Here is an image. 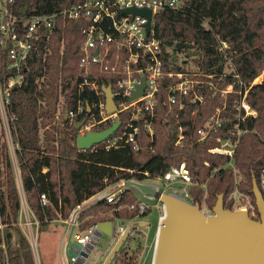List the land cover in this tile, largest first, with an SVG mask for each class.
Instances as JSON below:
<instances>
[{"label": "trees", "instance_id": "16d2710c", "mask_svg": "<svg viewBox=\"0 0 264 264\" xmlns=\"http://www.w3.org/2000/svg\"><path fill=\"white\" fill-rule=\"evenodd\" d=\"M177 1L180 3L177 9L159 10L155 14L152 38L161 48L164 71L187 74L197 82L194 90L203 101L193 102V95L189 93L183 97L181 109L169 107L166 104L168 86L179 80L164 78L156 97V115L146 116L152 134L138 120L134 123L139 128L135 142L121 148L106 150L105 143H100L87 151L78 150L75 144L78 132L69 120H64L66 111L97 100L93 91L79 88L84 80L95 82L99 90L107 86L115 89L114 82L125 77L120 67L103 71L99 65H93L88 72L84 71L79 49L83 31L90 26V21L83 17L73 21L58 16L50 37L34 42V50L23 69V80L10 88L5 105L10 136L16 146L19 181L4 133L0 134V264H35L30 244L18 225L20 191L41 231L51 223L67 221L75 209L108 187L121 181L157 180L171 167L184 162L197 184L188 188L193 204L212 210L222 195L224 209L233 210L229 196L234 177L232 170L225 168L228 158L211 154L209 150L219 145L218 140L230 138L228 131L234 127L233 116L241 88L248 90L246 102L257 115L239 124L245 133L239 138L233 164L241 176L238 190L250 198L257 215L253 219L259 220L252 188L255 181L264 199L261 183L264 176V0ZM82 2L13 0L10 9L25 17L52 15ZM221 43L227 45L223 50H219ZM186 63L191 67L187 68ZM234 64L237 66L232 69ZM12 76L7 51L0 46L1 89H6ZM259 76L262 80L252 84ZM228 88L230 91L222 94ZM217 109H220L222 128L201 140L198 130ZM83 115H87L85 108ZM129 118L130 110L119 114L121 127L115 135L123 132ZM80 119L77 116L75 120ZM110 126L111 123H106L94 131H104ZM179 128L184 135L182 145L176 144ZM139 202L126 188L115 203L102 200L82 211L78 229L83 232L100 222L115 219L123 224L143 220L151 208L139 214ZM132 240V236H127L112 264L137 263L142 254L140 245L126 259Z\"/></svg>", "mask_w": 264, "mask_h": 264}, {"label": "built area", "instance_id": "2783aa9c", "mask_svg": "<svg viewBox=\"0 0 264 264\" xmlns=\"http://www.w3.org/2000/svg\"><path fill=\"white\" fill-rule=\"evenodd\" d=\"M12 4L13 0H0V46L4 49L7 45L9 46L7 50L8 67L13 73V76L8 80L6 89H1L0 87L1 114H6L5 105L9 100L10 88L19 85L23 80V69L26 67L29 56L34 50V42L40 38L47 40L55 28L57 17L61 15L73 21L81 17L90 21V26L83 31L84 39L79 49L82 56L81 63L85 72H88L91 66L99 65L103 71H115L120 67L125 74L124 78L120 80L117 79L114 82L115 89L110 86L113 93V101L116 106V110L110 114L105 110V98L101 99V96L104 97L103 88L105 87L99 90L95 82H89L88 80H84L79 85V88L87 87L90 91H93L97 100L85 107L78 104L75 110L66 111V120H69L72 124L78 123L84 119L83 124L77 130L78 135L84 136L88 133L95 132L94 129L96 127L106 123H111L112 125L119 121V114L127 110H130V118L123 132L120 135H115L114 133L108 140L103 142L105 143V149L121 148L127 144L134 143L135 136L139 133V128L135 126L134 123L138 120L143 121V128L151 135L152 131L146 116L154 117L156 115V97L161 89L164 78H177L179 80L168 86L166 104L169 107L174 106L181 109L183 105L182 99L189 93L193 95V102L197 101L202 103V96L198 95L194 90V86L197 82L190 79L187 74H175L164 71L161 48L158 42L152 38L151 30L149 35H146V19L137 16L120 15V10L125 8L145 9L151 11L153 21L155 14L159 10L177 9L180 6L179 1L83 0L79 5H74L52 15H33L29 17L19 16L13 13L10 9ZM226 47L227 45L225 43H221L219 50H223ZM96 51L97 54H95ZM236 66L237 65L234 64L231 67L233 69ZM142 77L145 78L143 95L131 101L130 98L140 85ZM258 78H256L252 84H256L255 82ZM228 91H230V88L223 91L222 94ZM247 91V89L242 88L238 91L239 101L235 106L236 113L233 116L235 123L233 129L228 131L230 138L224 141L218 140L219 145L209 150V153L223 155L228 158L225 168L231 169L234 177V188L229 196V199L232 201L233 209L245 210L249 217L253 219L257 216L255 207L251 203L250 198L238 190L241 176L233 164L234 153L239 138L245 133L240 129L239 124L247 117H256L257 115L256 111L251 109L246 102ZM62 101L63 98L61 99V103ZM84 108L87 112L85 116L83 115ZM87 109H89V111H87ZM77 116L81 117V119L75 120ZM222 123L220 109H217L209 118L206 125L198 130L197 134L200 136L201 140H203L221 129L223 126ZM120 127L117 130H119ZM183 137L184 135L182 134L181 128H179L176 140L177 145L183 144ZM137 148L138 147H135V149ZM157 180L169 186H175L176 188L169 189V194L193 205L192 199L188 194V188L197 184L191 178L189 170L184 162L178 166L171 167ZM122 183L123 181L120 182V184ZM261 183L264 193L263 175L261 177ZM112 187L113 188L110 189L108 193H100L89 199V205L84 209L79 206L72 212L69 219L63 222L70 229L75 231V240L83 247L89 240L95 226L83 232L79 231L78 217L82 211L99 201L105 200L109 204L115 203L118 195L124 189L122 190L117 184ZM205 197L206 194L204 195V198ZM20 198L21 207L23 202L27 206L24 196L23 199L21 196ZM41 198L44 199V196ZM146 209H148V206L140 201L138 204L139 214H142ZM200 209L206 215L212 214V210L208 209L205 205L200 207ZM22 212L23 211L20 212V215ZM27 213L33 217L30 211H27ZM162 214L163 217V206ZM162 217H160L159 220ZM34 221L28 218L24 224L30 228L32 224L35 223L38 226V222L35 219ZM112 222L116 224V226L113 224L116 234L120 235L125 228L124 224L117 219ZM18 225L22 226L21 218ZM0 229H2L1 225ZM74 260V258H70L69 262H73Z\"/></svg>", "mask_w": 264, "mask_h": 264}, {"label": "water", "instance_id": "95a60500", "mask_svg": "<svg viewBox=\"0 0 264 264\" xmlns=\"http://www.w3.org/2000/svg\"><path fill=\"white\" fill-rule=\"evenodd\" d=\"M120 15L146 19L145 32L149 35L152 28L151 11L125 8L120 10ZM8 48L7 45L5 51ZM144 82L145 78L142 77L140 85L130 98L131 101L143 95ZM103 93L105 110L110 114L116 110L111 87L103 88ZM66 115L65 112L64 120L67 119ZM83 122L84 119L73 123V128L77 131ZM120 124V121H117L104 131H95L84 136L77 135L75 140L77 149L87 151L105 142L116 132ZM126 187H133L144 196L158 197L163 206L164 216L159 220L156 229L151 264H264V199L255 181L252 192L259 220L250 218L245 210L243 215H238L237 210L224 209L222 195L218 196L212 214L205 215L198 204L191 205L170 194L158 193L150 185L128 181ZM145 226L148 225L143 221L128 224L101 264H111L131 230ZM112 236V221L96 224L84 247L75 240L73 231L71 238L65 237L63 243L65 245L68 242L71 245L69 256L75 260L68 262L63 255V264H87L92 252L99 248L97 246L101 240Z\"/></svg>", "mask_w": 264, "mask_h": 264}, {"label": "rangeland", "instance_id": "374dc122", "mask_svg": "<svg viewBox=\"0 0 264 264\" xmlns=\"http://www.w3.org/2000/svg\"><path fill=\"white\" fill-rule=\"evenodd\" d=\"M182 60H179L178 63L183 67L184 64L181 63ZM190 63V61H189ZM186 67L188 68L190 65L186 63ZM191 67V66H190ZM229 72V70H227ZM262 80V76L258 78V80L255 83H259ZM62 99V98H61ZM1 105V103H0ZM1 132L4 133V140L7 143L9 155L11 162L14 166V170L16 173L17 180L19 181L18 177V171H17V163L15 158V149L16 146L12 142L10 131H9V121L5 113L1 114L0 112V134ZM1 138V137H0ZM146 185L152 186L154 189L157 190L158 193H167L169 194L170 188H176L175 186H169L165 183L160 182L159 180H153V181H144L141 182ZM119 187L121 189H126V182H123L122 184L118 183ZM135 196L138 198L139 201L144 202L148 207L151 208V213L149 216H147L143 221L148 224V227H142V228H134L131 230L130 236H132V242L127 247V258H129L132 251L135 249L137 245H140L142 247V254L137 260L136 264H151L153 249H154V242H155V233L158 226L159 218L162 217V204L158 201V197H148L144 196L141 192H139L137 189L133 187L128 188ZM20 196L23 199V193L20 191ZM21 211L22 214L20 215L22 226H19L27 238L30 248L33 254V258L36 260V264H56L57 261L61 260L62 255V242L59 244V236L61 231V225L56 223H51L46 229H43L41 231L38 230L36 223L32 224V227L25 226V222L28 220V218L31 221H34L33 217L27 213L28 209L25 203H22ZM89 205V201L83 203L80 207L84 209ZM233 210H239V209H233ZM206 215V214H205ZM211 215V214H209ZM35 222V221H34ZM114 226H116L115 223H113ZM130 223H125L124 227H126ZM138 232L141 233V235H138ZM119 235L115 232V227H113V236L112 238H106L101 240L98 249H102L96 252V249L94 252H92L90 258L87 261V264H92L93 259L95 258V263L97 264L99 261V258L101 257L103 248H110L112 247V243L116 238H118ZM69 244V243H68ZM66 244L64 254L67 259L70 258L69 251L70 246ZM105 253V252H104ZM35 263V262H34ZM121 264V263H119Z\"/></svg>", "mask_w": 264, "mask_h": 264}, {"label": "crops", "instance_id": "0c3cea01", "mask_svg": "<svg viewBox=\"0 0 264 264\" xmlns=\"http://www.w3.org/2000/svg\"><path fill=\"white\" fill-rule=\"evenodd\" d=\"M113 187H108L106 190H104L102 193L103 194H106V193H108L109 191H110V189H112ZM127 188V187H126ZM27 209H28V206H27ZM28 212H29V209H28ZM19 221H20V217H19ZM56 224H59V225H61V231L62 232H60V236H59V244L62 242V255H61V260H59V261H57L56 262V264H63V255L65 256V254H64V250H65V247H66V244H68V242L67 243H65V245H64V243H63V240H64V238L65 237H67L68 239L69 238H71V236H72V232L74 231L73 229H70L65 223H63V222H57ZM115 241V240H114ZM69 246H70V248H71V245L70 244H68ZM111 248V247H110ZM110 248H103V252H102V254L103 255H101V257L99 258V261H98V263L99 262H101L103 259H104V257L106 256V254H107V252L110 250ZM99 250H102L101 248L100 249H96V252H94V253H97V251H99ZM105 252V253H104ZM67 259V258H66ZM69 260H70V258L69 259H67V261L69 262ZM34 262H35V264H36V260L34 259ZM96 261H95V258L93 259V263H95ZM92 263V264H93ZM45 264H46V262H45Z\"/></svg>", "mask_w": 264, "mask_h": 264}, {"label": "flooded vegetation", "instance_id": "af4514ba", "mask_svg": "<svg viewBox=\"0 0 264 264\" xmlns=\"http://www.w3.org/2000/svg\"><path fill=\"white\" fill-rule=\"evenodd\" d=\"M117 240V238L115 239V241ZM115 241L112 243V246L114 245V243H115ZM123 245V244H122ZM122 245H121V247L119 248V250L122 248ZM111 249V248H110ZM119 250H118V252H119ZM117 252V253H118ZM114 259V258H113ZM113 261V260H112ZM102 262V261H101ZM101 262H99V263H97V264H101ZM112 264V263H111Z\"/></svg>", "mask_w": 264, "mask_h": 264}, {"label": "bare ground", "instance_id": "6f19581e", "mask_svg": "<svg viewBox=\"0 0 264 264\" xmlns=\"http://www.w3.org/2000/svg\"><path fill=\"white\" fill-rule=\"evenodd\" d=\"M238 212H236L238 215H243L244 211L243 210H237Z\"/></svg>", "mask_w": 264, "mask_h": 264}]
</instances>
